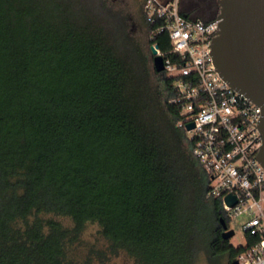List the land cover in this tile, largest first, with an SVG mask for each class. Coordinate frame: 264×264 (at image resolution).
Masks as SVG:
<instances>
[{
	"label": "trees",
	"instance_id": "trees-1",
	"mask_svg": "<svg viewBox=\"0 0 264 264\" xmlns=\"http://www.w3.org/2000/svg\"><path fill=\"white\" fill-rule=\"evenodd\" d=\"M139 26L145 43L101 0H0V264H93L76 253L86 224L136 264L201 249L232 264L257 242L221 237L230 219L149 47L177 57L165 33L149 40L142 4Z\"/></svg>",
	"mask_w": 264,
	"mask_h": 264
},
{
	"label": "built area",
	"instance_id": "built-area-1",
	"mask_svg": "<svg viewBox=\"0 0 264 264\" xmlns=\"http://www.w3.org/2000/svg\"><path fill=\"white\" fill-rule=\"evenodd\" d=\"M180 1L143 0L148 38L165 33L169 54L177 57L178 63H172L151 44L163 60L162 74L175 79L170 103L179 108L180 125H193L188 141L208 178L206 196L220 199L226 216L240 219L243 234L257 241L234 261L264 264V168L257 160L261 109L231 88L213 66L210 45L219 30L218 15H185ZM228 195L235 200L232 206L224 202Z\"/></svg>",
	"mask_w": 264,
	"mask_h": 264
},
{
	"label": "water",
	"instance_id": "water-1",
	"mask_svg": "<svg viewBox=\"0 0 264 264\" xmlns=\"http://www.w3.org/2000/svg\"><path fill=\"white\" fill-rule=\"evenodd\" d=\"M219 30L212 39L210 55L219 76L233 89L259 106L261 118L258 130L261 146L257 160L264 168V0H219ZM155 72L162 73L163 60L156 47H149ZM193 125L187 124L188 132ZM224 202L232 206V196ZM221 237L230 239L234 231L220 218ZM232 264H236L233 261Z\"/></svg>",
	"mask_w": 264,
	"mask_h": 264
},
{
	"label": "rangeland",
	"instance_id": "rangeland-1",
	"mask_svg": "<svg viewBox=\"0 0 264 264\" xmlns=\"http://www.w3.org/2000/svg\"><path fill=\"white\" fill-rule=\"evenodd\" d=\"M104 4L105 10H109L114 17L122 18L126 31L130 35L139 39L142 43L146 42L144 32L140 29V9L142 0H101ZM181 9L189 11L190 8L186 5L184 0H181ZM192 15L207 18L208 16L202 13L193 12ZM110 22H114V19ZM115 23V22H114ZM186 136L188 133L185 131ZM207 217V216H206ZM63 225L70 227V220L62 217H55ZM240 219H230L229 228L234 231L230 238V244L237 248L245 246L246 239L242 230L240 229ZM107 242L101 237L99 227L96 224H86L79 244L76 247V253L80 257H84L89 250L94 251L92 256L93 264H136L132 258L125 253L120 252L115 255H110L106 251ZM100 252V256L97 254ZM191 259L189 264H230V260L226 254L211 256L207 250L201 249L195 253L190 254Z\"/></svg>",
	"mask_w": 264,
	"mask_h": 264
},
{
	"label": "flooded vegetation",
	"instance_id": "flooded-vegetation-1",
	"mask_svg": "<svg viewBox=\"0 0 264 264\" xmlns=\"http://www.w3.org/2000/svg\"><path fill=\"white\" fill-rule=\"evenodd\" d=\"M219 0H184L186 5L192 8L197 13L205 15L219 14L220 5Z\"/></svg>",
	"mask_w": 264,
	"mask_h": 264
}]
</instances>
